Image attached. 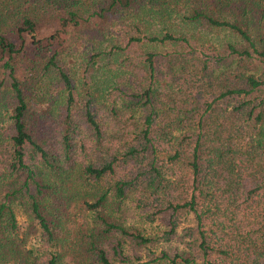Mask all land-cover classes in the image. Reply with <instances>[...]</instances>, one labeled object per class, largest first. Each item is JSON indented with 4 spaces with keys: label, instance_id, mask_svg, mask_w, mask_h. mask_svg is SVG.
<instances>
[{
    "label": "trees",
    "instance_id": "obj_1",
    "mask_svg": "<svg viewBox=\"0 0 264 264\" xmlns=\"http://www.w3.org/2000/svg\"><path fill=\"white\" fill-rule=\"evenodd\" d=\"M0 264H264V0H0Z\"/></svg>",
    "mask_w": 264,
    "mask_h": 264
},
{
    "label": "rangeland",
    "instance_id": "obj_2",
    "mask_svg": "<svg viewBox=\"0 0 264 264\" xmlns=\"http://www.w3.org/2000/svg\"><path fill=\"white\" fill-rule=\"evenodd\" d=\"M187 220L190 221V220H191V217H189ZM18 221L22 223V228H23V227H27V223H25L23 217H19V218H18ZM127 221H134L130 212L128 213ZM136 224H137V223H136ZM183 224H184V223H181L180 226H182ZM35 234H37V233L34 232V233L31 234V236H30L31 241H34V235H35ZM167 244H168V243H167ZM175 246H179V244L177 243L176 240H172L171 242H169L168 245H166V244H164V243H159V244H156V245H152V246L150 247V249H151L150 251H157V250H158L159 248H161V247H164V248H167V247H168L169 249H172V248L175 247ZM147 252H148V251H145V255H147ZM145 258H146V257H145ZM145 258H144V259H145Z\"/></svg>",
    "mask_w": 264,
    "mask_h": 264
}]
</instances>
